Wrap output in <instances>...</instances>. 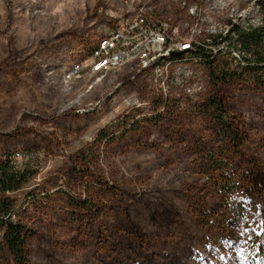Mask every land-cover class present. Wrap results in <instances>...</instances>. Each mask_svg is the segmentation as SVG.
Returning <instances> with one entry per match:
<instances>
[{
    "label": "rangeland",
    "instance_id": "374dc122",
    "mask_svg": "<svg viewBox=\"0 0 264 264\" xmlns=\"http://www.w3.org/2000/svg\"><path fill=\"white\" fill-rule=\"evenodd\" d=\"M142 7L201 40L262 26L264 0H0V156L19 152L36 171L0 202L31 230V264H264L258 76L233 62L238 75L220 85L202 67L183 106L159 93L150 103L132 66L65 80L116 15ZM213 98L238 142L208 110Z\"/></svg>",
    "mask_w": 264,
    "mask_h": 264
},
{
    "label": "trees",
    "instance_id": "16d2710c",
    "mask_svg": "<svg viewBox=\"0 0 264 264\" xmlns=\"http://www.w3.org/2000/svg\"><path fill=\"white\" fill-rule=\"evenodd\" d=\"M209 40V42L204 41L200 45H210L213 43L215 46H224V48L216 49L217 52L211 55L203 47H197L195 51L185 52L180 57L181 59H178L179 57L176 58L174 54L168 58V61L175 64L188 62L190 70L199 82L202 75L201 68L204 67L208 69L211 82L220 85L227 84L233 77L238 75L236 71L230 72L229 70V65L234 62L239 64L245 72L251 73L256 77L258 76L256 78L257 83L264 87V12L262 26L246 28L240 25H233L226 36H214L209 38ZM192 46L199 45L193 44ZM232 49L234 52L239 53L238 57L233 55ZM223 50L226 51V58L221 60L220 57L222 56ZM192 66L199 68V70L194 71ZM132 67L134 70L132 81L137 80V78L144 79L143 73L137 74L134 66ZM146 84L148 86V99L150 103L155 99L154 96L157 93L166 99L170 98L164 96L162 92L154 90L148 83ZM174 89L171 88V92L175 93L173 96L179 101V106H183V101L189 99L188 96ZM208 107V110L213 111L217 116L219 126L225 129L229 136L232 137L233 142H238L239 138L235 135L230 123L224 121L229 115L224 100L221 98H213ZM11 156L10 153H5L0 156V194L2 195L21 190L33 178L36 172L31 163H25L22 166L14 164ZM209 160L210 162H214V158L212 157H209ZM13 210L14 204L10 199L6 198L0 202V223L4 228L3 235L0 239V264H11V260L14 264H31L28 253V240L31 236V230L22 222L16 220L17 217L14 215Z\"/></svg>",
    "mask_w": 264,
    "mask_h": 264
},
{
    "label": "bare ground",
    "instance_id": "6f19581e",
    "mask_svg": "<svg viewBox=\"0 0 264 264\" xmlns=\"http://www.w3.org/2000/svg\"><path fill=\"white\" fill-rule=\"evenodd\" d=\"M184 7L187 10L188 14H190V16H195L197 14V7H193L191 5H184ZM146 10V7H142V9L136 10L135 23H142L143 25H137L135 28L130 30L129 39H140L141 37H144L146 35H151V28L170 30L171 26L169 24H158L157 21H151L150 19H148L146 17ZM116 17H118V26H125V19L133 20V13L131 11V13L127 16L124 15V17H121L120 15H116ZM112 31H114V26L107 31V34L104 37L98 39L96 46L93 48L90 55H88L84 59V61H87L93 55H98L101 47L107 46L109 44ZM228 31H226L222 36H226ZM200 34L201 30L197 29L196 27H190V29H188V39H192V45H200L204 41L209 42V38L214 37V35H209L200 40ZM185 42H187V35L184 33H176L174 35V40H163L162 36H151V43L153 45H161L159 49H150L143 54H135L133 58L124 60L115 65H106L105 67L99 68L98 70L93 72L92 62H85V64L81 66L80 71H76V74H73L68 78V72L74 71L76 68L82 65V61L71 66L65 76V80L67 82H70L72 79H80L86 77L88 79L94 77H98L100 79L104 75H107L109 72H112L114 70L118 71L128 65H132L134 66L137 74L143 73V78L146 80V83H148L157 92H162L166 97H172L173 95H175V93L171 92V88H175L176 90L181 91L185 96H188V93L183 90L187 89H189V93L197 94L202 90V88L197 87V85H192L191 79L197 78H195V76L193 75V72L190 70L189 65H183V63L175 64L168 61L169 57L176 53H179L178 43ZM232 51L234 56H239L238 52H234L233 49ZM117 53H121V46L114 45V47L107 51V58L116 59ZM182 53L183 55L185 54V52ZM103 63L104 56L94 57L93 67H100L101 65H103ZM170 69H177L178 71H190H187V76H182V78L179 79V74H173ZM199 86H202L200 82ZM125 103L128 104V101H125Z\"/></svg>",
    "mask_w": 264,
    "mask_h": 264
},
{
    "label": "built area",
    "instance_id": "2783aa9c",
    "mask_svg": "<svg viewBox=\"0 0 264 264\" xmlns=\"http://www.w3.org/2000/svg\"><path fill=\"white\" fill-rule=\"evenodd\" d=\"M132 13H133V20L125 19V26H118V17H115L117 21L114 24V31L111 32L109 44L107 46H102L98 55H93L87 61H83L82 65H80L74 71L68 72V78L71 77L73 74H76V71H80L81 66H83L85 62H92V72H93L98 70L99 68L105 67L106 65H115L124 60L133 58L135 54H143L144 52L150 49H159L161 45H153L151 43V36H162L163 40L166 39L174 40V35L176 33L186 34L187 42L178 43L179 52H191V51H195L197 47H203L206 51L211 53V55H214L216 49H223V47L215 46L213 43H211L210 45L192 46V39H188V29H186L185 31V29H182L181 25L170 27V30L151 28V35H146L144 37H141L140 39H129V31L135 28L137 25H143L142 23H135L136 9H133ZM121 17H124V15H121ZM114 45L121 46V53H117L116 59H108L107 51L110 50L112 47H114ZM95 56H104V63L100 67H93V60ZM170 70L173 74H179V79H181L182 76H187V71H190V70L178 71L177 69H170ZM191 80H192V85H197V87L203 88V86H199V80L197 79H191ZM183 91L188 93L189 99H193L195 97V94L189 93V89ZM11 160L13 161L14 164H17L19 166H22L25 163H30V161H28V158L19 152L12 154Z\"/></svg>",
    "mask_w": 264,
    "mask_h": 264
},
{
    "label": "water",
    "instance_id": "95a60500",
    "mask_svg": "<svg viewBox=\"0 0 264 264\" xmlns=\"http://www.w3.org/2000/svg\"><path fill=\"white\" fill-rule=\"evenodd\" d=\"M183 55V53L182 52H179V53H176L175 54V57H181Z\"/></svg>",
    "mask_w": 264,
    "mask_h": 264
}]
</instances>
